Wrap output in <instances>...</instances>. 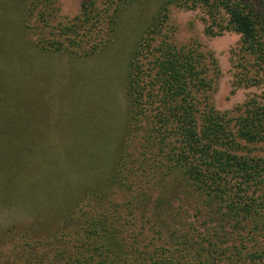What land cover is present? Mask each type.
Segmentation results:
<instances>
[{"label":"trees","instance_id":"obj_1","mask_svg":"<svg viewBox=\"0 0 264 264\" xmlns=\"http://www.w3.org/2000/svg\"><path fill=\"white\" fill-rule=\"evenodd\" d=\"M145 1L104 0V10L90 0L78 24L61 31L76 43L79 35L85 38L95 26L103 27L97 23L106 15L105 34L86 56L110 47L124 25L141 33L130 51L126 96L128 126L142 133L140 165L150 167L143 182L139 166L127 169L123 158L106 189L87 190L88 178L67 155L72 148L52 157L53 169L44 165L42 149L49 141L41 144L35 168L31 160L37 148L20 138L16 127L12 165L0 168V184L10 181L4 204L31 214L40 197L51 212L63 194L75 191L80 200L54 218L59 226L45 241L28 242L27 230L10 237L13 242L0 240V264H264V159L245 153L248 145L264 142V105L252 99L236 116L217 111L209 99V73H218L213 55L208 65L197 46L176 47L162 38L170 6L203 7L214 24L223 10L228 29L241 36L244 53L264 72V0H154L159 10L148 24H125L129 10ZM31 12L30 7L24 12L27 21ZM67 48L59 42L43 47L56 53ZM54 170L71 173L73 180L53 178ZM41 176L50 183L46 189L39 185ZM114 189L130 195L125 203L109 202L116 216L93 214Z\"/></svg>","mask_w":264,"mask_h":264},{"label":"rangeland","instance_id":"obj_2","mask_svg":"<svg viewBox=\"0 0 264 264\" xmlns=\"http://www.w3.org/2000/svg\"><path fill=\"white\" fill-rule=\"evenodd\" d=\"M97 2L105 10L104 0ZM89 3L90 0H0V168L12 165V151L15 153L18 147L13 145L11 132L17 127L18 136L26 137L37 148L31 160L35 168L43 155L39 148L46 141L50 145L42 150L44 165L49 169L55 167L54 155L61 154L63 147L72 148L67 155L88 178L86 189L100 192L107 188L112 172L123 158L127 169L139 166L142 182L150 167L140 165L145 156L141 131L132 133L127 123L130 51L141 33L124 25L110 47L86 56L105 34L106 15L97 23L103 27L95 26L88 37L79 35L76 43L69 41L66 34L61 35V31L69 24H78ZM28 7L32 12L27 21L24 12ZM158 10L157 2L146 0L129 10L125 24H148ZM134 14L142 18L144 15L145 19L129 18ZM165 24L164 41L169 40L176 47L195 45L208 65L210 55L217 61L218 73H209L213 81L209 99L217 111L236 116L252 99L264 105V72L253 57L244 53L241 36L228 29V16L223 10L218 12L214 24L203 7L188 10L170 6ZM54 42L68 48L60 53L43 49ZM246 149L245 153L264 159V142L250 144ZM56 158L63 166L61 158ZM51 175L57 180H73L71 173L59 175L54 170ZM46 180L44 176L38 180L43 189L50 185ZM9 182L6 179L0 184V240L13 242L10 237L16 238V234L27 230L28 242H43L59 226L54 218L65 215L66 209L80 200L75 191L63 194L51 212L49 202L40 197L36 212L30 214L20 206L4 204L10 196ZM129 196L118 189L110 190L109 201L92 210L93 214L113 217L116 211L110 209L109 202L122 204ZM174 206L180 205L176 202ZM10 231L13 234L4 237V232Z\"/></svg>","mask_w":264,"mask_h":264}]
</instances>
